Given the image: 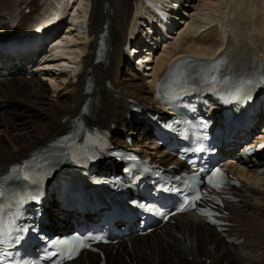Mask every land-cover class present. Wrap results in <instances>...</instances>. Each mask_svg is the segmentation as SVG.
Instances as JSON below:
<instances>
[{"label": "bare ground", "instance_id": "1", "mask_svg": "<svg viewBox=\"0 0 264 264\" xmlns=\"http://www.w3.org/2000/svg\"><path fill=\"white\" fill-rule=\"evenodd\" d=\"M159 1L167 2V0H92L90 31L96 39L91 42V47L87 51L75 36L71 37L76 46L64 50L69 60H64L66 61L64 63H70L72 59L82 60L83 69L79 72L76 83L70 82L65 85L67 75L58 76L57 78L62 79L64 83H60V92L53 95L50 94L51 85L45 82L47 78L38 79L35 74L30 80L23 78L16 60L0 54V61L11 64L12 70L11 75L0 78V174H5L14 164L21 163L32 153L65 135L75 119L81 115L82 107L86 102L89 103L90 111V116L86 118L88 126L112 131L117 137V142L121 141L125 132L131 136L136 135L137 127L130 124L129 101L134 99L143 104L147 110L158 111L153 99L156 86L153 81L158 76V71L163 69L175 54L186 53L204 57L220 47L226 49L235 67H243L245 63L251 62L258 56L264 62V0H258L251 8L249 5L253 0H221L225 11L219 13L220 15L215 12V15L221 20L222 29H216V19L204 23V30L208 32L205 35L202 33L197 36L198 33L191 32L190 28L184 31L180 28L181 35L179 34V38H175L174 43L166 49L165 55L162 53L153 59L155 66L148 67L152 72L146 82L134 72L124 73L121 65L123 62L129 63V60L123 54V46L133 35L132 29L136 27V19L149 17L151 12L148 11V4ZM176 1L180 2V0ZM190 1L193 9L186 11H192V17H196L201 10L197 9L198 3H195V0ZM201 2L204 3L206 11L214 10L216 7L213 2L207 0ZM77 5L81 8V12L73 13L72 22L75 28L79 29L83 15L88 16L91 6H88L86 12L84 0H76L74 6ZM50 6L47 0H0L2 33L13 34L28 25L33 26L35 22L38 23L39 28L52 25L55 23V18L49 12ZM70 8V0H61V11L65 15L70 12ZM40 11L43 16H40ZM185 14L186 12L183 15ZM18 15L20 19L17 18ZM232 17H234L233 31L228 33V23ZM104 32L106 50L102 62L94 64L98 37ZM228 34L232 35V38L226 42ZM71 53L76 57L74 58ZM27 63L31 65V62ZM65 66L66 64H61L59 67ZM75 66L76 70L81 69V65ZM87 84L90 87H87ZM17 117H19L18 122L15 121ZM256 117L258 123L253 128V138L261 132L258 126L264 122L263 107H260ZM143 127L145 125L141 124L139 129ZM243 138H238V143ZM140 139L143 140L144 137L141 136ZM256 139H264V130ZM238 143L235 145L238 146ZM252 143L250 140L240 145L241 150L253 145ZM125 145L137 152L156 155L162 164L167 162L161 157L159 147L156 145L148 143H134L132 147ZM232 157L235 159V164L231 166V170L243 176L246 181L242 188L235 191L239 201L227 202V210L230 214L228 222L232 225L226 234L237 239L245 238V244L237 246L227 242L225 234L209 227L204 218L187 214L177 216L174 225L167 224L151 235L132 237L129 241L114 247V250H117L115 257L110 254L108 246H102L106 249L105 259H98L92 253L83 256L87 257L89 264H126L121 259L122 256L129 259L131 264H151L150 261H154L155 264H223L224 261L228 264H264V186L258 188V183L264 181V178L263 175H257L255 166H251L252 168L245 166L247 159L241 152L233 154ZM169 159L172 160V157ZM172 164L179 162L173 160ZM115 167L117 168V165ZM47 213L51 224L49 229L69 228L67 222L56 220L52 212L47 211ZM61 217L58 215V219ZM142 247H145L144 252ZM148 251L153 256H148ZM145 257L149 263L144 261ZM72 264L86 263H80L79 258Z\"/></svg>", "mask_w": 264, "mask_h": 264}, {"label": "snow or ice", "instance_id": "2", "mask_svg": "<svg viewBox=\"0 0 264 264\" xmlns=\"http://www.w3.org/2000/svg\"><path fill=\"white\" fill-rule=\"evenodd\" d=\"M217 71L216 65L213 64L210 66L208 69V72L211 73L210 75H203V80L205 83H208L210 85L209 91L219 95L220 94V88L218 87V84H222L227 88V91L225 92V95L230 97L231 100H226L225 102H240L243 100H248L252 96V90L255 89L258 85H264V76H260L257 78H246V77H241L238 80L232 81L229 80L228 78L224 79H219L217 75H215V72ZM202 127L206 128L207 127V122H202ZM63 139H68V137H64ZM92 143H95V141H92ZM261 148H264V145L260 146ZM187 150V149H186ZM196 152L203 151L202 147H196L194 149ZM94 156H89L88 159H93ZM71 159L74 162H79L80 157L76 155V153H71ZM20 171L19 169L14 168L13 172H18ZM201 171H207L206 169H201ZM25 180L31 179L28 175H24L23 177ZM192 179L199 180V176L193 175ZM204 181H201L203 183ZM225 175L224 172L221 168L217 167L214 170L211 171V174L207 176L206 178V183L208 185H211L215 189H222L224 184H225ZM3 191H0V196H3ZM202 198V195L200 193L195 194V201H199ZM25 198H21L20 202L23 203ZM27 200L39 202V197L37 195H28L26 197ZM218 202V201H217ZM136 203L137 207H139V202H134ZM192 206H195L194 202H191ZM144 210L147 212L151 213L155 211L154 206L151 204H145L144 205ZM186 210L184 208L181 209ZM202 214L208 215L209 217L213 216L214 213L211 210H204L201 209ZM168 213L162 212L160 213L161 216H165ZM211 223L215 224L217 221L215 219L211 220ZM15 229L16 231L19 232H25L29 231V229L23 228V227H15V219H12L8 222L7 225L4 224L2 218H0V245H5L11 243L10 239H7L5 237H10L11 231ZM21 237L17 236L15 237L16 242H19ZM89 239H94L99 241L102 239V237L99 236H92L89 237ZM75 250V248L73 249ZM53 256L56 255L55 252L52 253ZM68 259H72L71 253L68 254L67 256Z\"/></svg>", "mask_w": 264, "mask_h": 264}, {"label": "rangeland", "instance_id": "3", "mask_svg": "<svg viewBox=\"0 0 264 264\" xmlns=\"http://www.w3.org/2000/svg\"><path fill=\"white\" fill-rule=\"evenodd\" d=\"M201 1H203V0H195V3H198L197 4V9H199V10H201V11H199L200 13H197V15L198 16H196V17H192L190 20H189V23H190V29H191V32L192 31H194V33H198V35L197 36H199V35H201L202 33V35H205V34H207L208 32L207 31H205L204 29V23L206 24L208 21L210 22V21H213V20H215L216 19V13H217V15H220V14H222L224 11H225V9L223 8L224 6H222V3H221V0H207V2H213L212 4L214 5V10H212L211 9V11H206V10H204V3H202ZM84 3H85V10H86V12H87V9L91 6V4H92V1L91 0H84ZM264 4V3H263ZM87 5V6H86ZM89 6V7H88ZM87 7V8H86ZM134 7H136V4L134 5ZM218 10V11H217ZM216 12V13H215ZM220 13V14H219ZM84 17L86 16V15H83ZM215 16V17H214ZM83 17V19H82V22H81V25L83 24V22H85L86 21V18H87V16H86V18H84ZM212 19V20H211ZM202 27V28H201ZM186 29V27L184 26V27H182V29L181 30H185ZM198 30V31H197ZM77 36H79V37H81V36H83V28L82 27H80L79 28V32L77 33ZM178 38V36L176 37V39ZM174 42V41H173ZM71 52V51H70ZM73 52L75 53V54H77L76 53V51H74L73 50ZM72 54V56L75 58L76 57V55L75 54H73V53H71ZM75 55V56H74ZM72 57V58H73ZM146 73L148 74L149 73V71H146ZM146 75V74H145ZM123 77H124V75H122ZM148 76H145V78H147ZM44 77H41V78H39V79H43ZM53 89H55V90H53ZM60 87L59 88H51V90H50V94L51 95H53V93H56V92H60ZM17 113L19 112V111H16ZM16 122H18L19 121V117H17L16 118V120H15ZM264 130V123H263V128H262V130H261V132H259L257 135H259V134H262V131ZM141 138V136L138 134V135H135V136H133V139H134V143H138V144H144V143H148V144H151V145H154V143L153 142H151V143H149V142H146V140H141L140 139ZM149 141V140H148ZM247 172V171H246ZM262 178H264V176L262 177ZM259 184V186H258V188H262V186H264V181H261V182H259L258 183ZM257 184V185H258ZM257 185H255V186H257ZM154 246V245H153ZM131 249V248H130ZM142 249V251L144 252L145 251V247H142L141 248ZM110 251H111V255L113 256V257H115V256H117V255H115L116 254V250L114 251V249H110ZM132 251V250H131ZM157 254H158V252L156 251V258H158V256H157ZM147 255L148 256H153V254L151 253V252H147ZM166 257L168 258V255L166 254ZM146 258V257H145ZM121 259L123 260V262H125L126 264H131L130 262H129V260L128 259H125L123 256L121 257ZM145 262H147V263H149V261L147 260V258L144 260ZM80 262L81 263H87V264H89L88 263V261L87 260H85V257H83V258H81L80 259ZM226 261H224L223 262V264L225 263ZM150 263L151 264H155V262L154 261H150ZM225 264H228L227 262L225 263Z\"/></svg>", "mask_w": 264, "mask_h": 264}]
</instances>
